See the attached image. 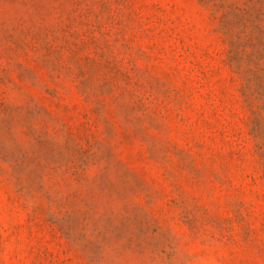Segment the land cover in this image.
Instances as JSON below:
<instances>
[{
    "label": "rangeland",
    "instance_id": "rangeland-1",
    "mask_svg": "<svg viewBox=\"0 0 264 264\" xmlns=\"http://www.w3.org/2000/svg\"><path fill=\"white\" fill-rule=\"evenodd\" d=\"M0 264H264V0H0Z\"/></svg>",
    "mask_w": 264,
    "mask_h": 264
}]
</instances>
